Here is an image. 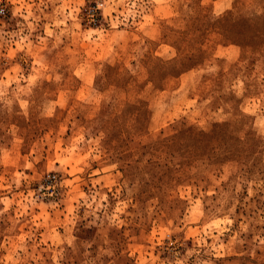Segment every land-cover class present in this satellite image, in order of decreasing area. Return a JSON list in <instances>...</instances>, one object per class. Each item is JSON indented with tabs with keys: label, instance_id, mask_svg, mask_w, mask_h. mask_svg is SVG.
I'll use <instances>...</instances> for the list:
<instances>
[{
	"label": "rangeland",
	"instance_id": "1",
	"mask_svg": "<svg viewBox=\"0 0 264 264\" xmlns=\"http://www.w3.org/2000/svg\"><path fill=\"white\" fill-rule=\"evenodd\" d=\"M0 264H264V0H0Z\"/></svg>",
	"mask_w": 264,
	"mask_h": 264
},
{
	"label": "built area",
	"instance_id": "2",
	"mask_svg": "<svg viewBox=\"0 0 264 264\" xmlns=\"http://www.w3.org/2000/svg\"><path fill=\"white\" fill-rule=\"evenodd\" d=\"M92 15H88L87 13L86 14H84V19L85 20H87V19H89L90 21H92Z\"/></svg>",
	"mask_w": 264,
	"mask_h": 264
}]
</instances>
